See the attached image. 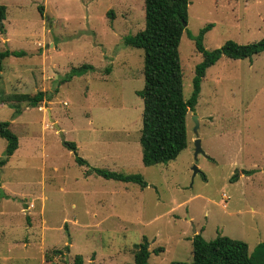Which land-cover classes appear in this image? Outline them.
Segmentation results:
<instances>
[{
  "label": "rangeland",
  "instance_id": "1",
  "mask_svg": "<svg viewBox=\"0 0 264 264\" xmlns=\"http://www.w3.org/2000/svg\"><path fill=\"white\" fill-rule=\"evenodd\" d=\"M0 4L6 7L0 51L21 52L7 56L0 71V121H9L18 138L0 166V264H73L76 254L84 264H125L144 236L151 251L163 248L151 252L149 264L191 262L195 231L206 240H243L249 252L264 241V52L222 56L208 67L186 116L187 148L145 166L136 93L144 84L143 50L122 42L143 29L144 0ZM209 23L207 50L227 40L257 41L264 36V0H188L178 48L185 99L202 59L189 33ZM82 64L94 70L69 77ZM39 90L46 100L20 102L17 114L15 102L6 101ZM56 125L90 167L137 173L147 186L85 176ZM196 137L204 153L195 157ZM5 146L0 137V158Z\"/></svg>",
  "mask_w": 264,
  "mask_h": 264
},
{
  "label": "trees",
  "instance_id": "2",
  "mask_svg": "<svg viewBox=\"0 0 264 264\" xmlns=\"http://www.w3.org/2000/svg\"><path fill=\"white\" fill-rule=\"evenodd\" d=\"M5 9V5L0 4V28L2 20L5 19ZM187 18L188 0H144L143 29L135 34L125 35L122 39L124 45L143 50L144 84L136 93L143 101L139 144L141 160L145 166L167 163L187 148L189 139L186 116L188 111L194 110L200 92V83L208 67L215 64L222 56L230 59H245L264 52V36L249 43L227 40L220 47L207 50L203 45V38L212 23L201 28L196 36L189 33L202 59L195 65L192 91L185 99L178 48ZM19 54L21 52L0 51V71L2 61L7 56ZM88 70H94V67L91 64H82L72 69L69 77L84 74ZM110 70L111 65L104 69L106 73ZM64 81L66 79L62 80ZM46 98V92L39 90L33 95L27 93L9 95L6 101L15 102V114H17L20 112L18 103L26 102L29 106H37ZM9 126V121H0V137L6 140L0 166L5 165L18 148V138ZM65 146L74 152L75 162L86 167L85 176L95 174L105 179L137 183L141 188L147 186L140 174L90 167L88 162L77 154V145L74 141H66ZM236 178L237 173H234L231 180ZM148 243L149 240L145 236L142 237V241L134 247L133 262L125 264H149L151 252L158 253L163 250L162 247H157L151 251ZM191 253V262L172 261L169 264H264V241L259 242L253 251L249 252L248 245L243 240L225 235L206 240L200 232H196L191 237ZM73 264H84L82 255L76 254Z\"/></svg>",
  "mask_w": 264,
  "mask_h": 264
},
{
  "label": "water",
  "instance_id": "3",
  "mask_svg": "<svg viewBox=\"0 0 264 264\" xmlns=\"http://www.w3.org/2000/svg\"><path fill=\"white\" fill-rule=\"evenodd\" d=\"M48 114L50 116V112L48 111ZM193 121H194V132L196 133V130L198 128V118L196 115H193ZM57 130L59 132V135L61 137V140L64 142V144H66V140H65V136L63 134V132L61 130H59V127L56 125ZM194 156L196 157L199 153H204L201 146H200V140L198 139V137H196L194 139ZM198 171V168L196 166H193V174H195Z\"/></svg>",
  "mask_w": 264,
  "mask_h": 264
},
{
  "label": "crops",
  "instance_id": "4",
  "mask_svg": "<svg viewBox=\"0 0 264 264\" xmlns=\"http://www.w3.org/2000/svg\"><path fill=\"white\" fill-rule=\"evenodd\" d=\"M90 176V175H89ZM248 211H250V212H255V209H254V207L253 206H250V208H249V210ZM195 232H197V231H195ZM194 232V233H195ZM201 233V232H200Z\"/></svg>",
  "mask_w": 264,
  "mask_h": 264
}]
</instances>
